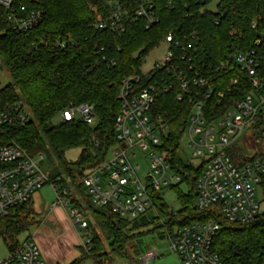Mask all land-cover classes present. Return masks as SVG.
I'll list each match as a JSON object with an SVG mask.
<instances>
[{"label":"trees","instance_id":"trees-1","mask_svg":"<svg viewBox=\"0 0 264 264\" xmlns=\"http://www.w3.org/2000/svg\"><path fill=\"white\" fill-rule=\"evenodd\" d=\"M126 1L131 5L138 2ZM153 1L160 17L159 23L147 28L144 19L133 18L122 35L92 26L95 18L92 6L96 4L104 8V0H17L30 11L44 12L39 26L22 34L12 30L7 11L0 6V60L12 79L11 83L0 88V109L22 99L32 114L25 125L7 126L0 135V142H16L32 156L51 151L61 161L64 175L53 174L50 178L59 177L67 188L68 178L72 183L78 181L80 184L89 170L107 159L118 142L114 125L121 108L118 91L122 79L133 73L142 75L141 66L146 55L169 32H173L177 40H183L185 34L197 33L200 38L199 55L208 64L225 58L235 40L232 27L241 32V38L236 42L252 41L259 33H264V0H222L220 14L223 16L219 25L214 24L217 14L200 12V0L197 3L196 0ZM252 22H256L255 28H252ZM60 38L68 40L69 44L64 49L54 45V41ZM142 47L145 50L138 59H134L133 54ZM175 54L176 62L185 70V59L181 60L183 51L175 48ZM164 75L161 70L154 75H142L141 86ZM224 76L225 83L227 75ZM172 80L174 87L156 100L154 108L170 117V133L164 139L163 147L168 151L173 174L179 178L170 187L178 192L181 207L178 211L170 210L160 193L152 192L149 212L130 221L113 213L110 206L93 204L80 184L79 193L87 200L95 223L108 243L106 246L95 226L90 224L92 243L83 261L107 263L108 248L122 258L131 259L130 251L139 243L144 244V235L156 232L162 237L165 232L174 233L193 221L214 217L212 212L202 213L195 207L202 166H195L182 149L193 103L188 99L177 100L181 89L177 81ZM71 103L93 105L96 123L90 125L81 120L63 122L62 113ZM207 103L215 106L212 100ZM56 118H61L59 124L53 123ZM261 124L264 121L258 122ZM74 148L80 149L79 156L75 161H68L66 153ZM230 155L236 163L243 164L259 153L247 156L241 147L234 145L230 148ZM180 184L186 185V192L180 190ZM68 198L82 213L81 204L72 197L70 189ZM30 205L31 201L16 206L6 216L0 215V237L9 251L18 246L19 236L28 230L21 222H24L25 216L22 215ZM216 220L220 229L214 237L212 249L224 264L264 263V212L242 224H230L220 216Z\"/></svg>","mask_w":264,"mask_h":264},{"label":"built area","instance_id":"built-area-1","mask_svg":"<svg viewBox=\"0 0 264 264\" xmlns=\"http://www.w3.org/2000/svg\"><path fill=\"white\" fill-rule=\"evenodd\" d=\"M104 1V10L94 5V11L98 10L92 26L97 30L122 35L133 18L144 19L147 28L160 21L153 0H138L136 5L126 0ZM213 1L200 0V12L213 13L206 10L207 3ZM216 5L214 24L219 25L223 16L220 14L222 0H216ZM0 6L7 11L8 23L16 33H28L43 21L44 12L30 11L17 0H0ZM251 26L255 28L256 22ZM232 30L235 40L225 58L214 64H208L199 55L197 33L185 34L183 40H177L169 32L159 43L167 44L165 55L150 71H141L144 77L154 75L157 70L165 75L143 86L140 73L122 79L118 91L121 108L114 125L118 142L112 155L89 170L80 182L93 204L110 206L113 213L130 221L149 212L152 192L160 193L164 187L178 182L179 178L171 170L168 151L163 147L170 133V117L154 108L156 100L172 90L174 78L181 89L177 100L188 99L193 103L183 138L186 135L192 157L200 159L197 166H202L195 207L199 212L214 214L213 218L193 221L174 233L165 232L181 264H224L212 249L220 229L217 216L230 224L247 223L262 213L264 204V152H258V156L243 164L236 163L230 155V148L246 127L264 135V124L258 125L264 121V33L252 41L236 42L241 32L234 27ZM68 44V40L61 38L54 41L58 49ZM175 48L183 51L181 60L185 59V70L176 62ZM223 73H227L225 83ZM210 100L215 106L208 105ZM31 115L22 99L6 104L0 109V135L9 125H25ZM96 119L94 106L87 103H71L62 113L63 122L81 120L93 125ZM139 151L146 152L149 159L143 174ZM43 158L42 153L30 155L16 142H0V215L6 216L16 206L27 204L37 191L50 184L56 194L51 209L60 205L66 210L82 234V244L90 249L92 235L87 215L71 203L69 188L61 184L60 178L51 179L41 169L39 161ZM258 189L261 200L256 197ZM159 254L158 248L151 247L140 257V264H149ZM0 264L45 263L39 246L29 238L9 251Z\"/></svg>","mask_w":264,"mask_h":264},{"label":"rangeland","instance_id":"rangeland-1","mask_svg":"<svg viewBox=\"0 0 264 264\" xmlns=\"http://www.w3.org/2000/svg\"><path fill=\"white\" fill-rule=\"evenodd\" d=\"M93 4L92 8H96ZM98 6V5H97ZM98 9H102L98 6ZM97 9V10H98ZM95 11V15L96 12ZM104 10V8L102 9ZM206 10L213 13L217 12L216 0L209 2L206 5ZM167 44L161 43L153 48L145 57V62L141 66V71L147 73L153 67L156 61L160 60L166 53ZM12 82V79L5 67L0 68V88ZM61 118H56L54 124H59ZM262 134V133H261ZM257 129L251 127H246L241 136L238 137L234 145H237L243 149V152L247 156H252L258 152H264V135H261ZM260 141H257L260 139ZM183 150L190 157L191 162L197 166L200 163V159L192 157V149L187 145L186 135L183 138ZM115 148V147H114ZM113 148V149H114ZM112 149V151H113ZM112 151L108 155H112ZM80 149L74 148L66 153V159L68 161H75L79 156ZM40 154V153H39ZM44 158L39 161L41 169L50 177L53 174L64 175L63 165L60 160H58L54 154L50 151L49 153H43ZM138 159L143 164V169L141 174L149 166V159L146 152L139 151ZM107 157V158H108ZM68 187L71 191L72 197L78 200L81 204V211L83 214L87 215V219L91 225L95 226V230L100 233L101 238L104 240L103 234L100 232L96 225V220L92 215V212L88 206L87 200L79 193V184L72 183L70 179H66ZM81 182V181H80ZM84 194L87 195L86 189H84ZM180 190L182 192L187 191V187L184 184H180ZM38 197L35 199V204L40 210H36L31 204L28 206L27 210L23 213L24 222H21L28 230L19 236V241L24 242L25 240L32 238L36 244L39 246L41 252V258L45 264H93L91 261L84 260V256H87L88 251L84 248L82 244L81 236L82 234L77 230L72 221L69 218L66 210L58 205L51 209V204L56 200V194L50 184L45 185L40 189ZM36 195V196H37ZM160 196L169 206L172 211H178L181 207L180 198L178 192L173 190L170 186L164 187L160 191ZM261 192L258 189L256 192L257 200L260 199ZM42 199V202L40 201ZM262 212H264V204L262 203ZM50 216V217H49ZM98 234V233H97ZM144 242L147 245H154L157 248H168L170 242L168 239H162L158 233L151 232L143 236ZM106 246L108 243L104 240ZM145 243V244H146ZM109 259L105 264H136L139 262L138 257L135 258H122L111 252L108 248ZM136 252V251H135ZM9 254V248L4 242V239L0 237V261L5 259ZM132 257V255H130ZM175 251L171 249H166L165 256L160 262L161 264H181ZM164 260V261H163Z\"/></svg>","mask_w":264,"mask_h":264},{"label":"crops","instance_id":"crops-1","mask_svg":"<svg viewBox=\"0 0 264 264\" xmlns=\"http://www.w3.org/2000/svg\"><path fill=\"white\" fill-rule=\"evenodd\" d=\"M39 192H40V190L39 191H37L35 194H34V196H33V198H32V200H31V204L33 205V207L36 209V210H40L39 208H38V206L35 204V199H36V197H38L39 195H37V194H39ZM37 195V196H36ZM39 198V197H38ZM37 200V199H36ZM40 201L42 202V199H40ZM54 210V209H53ZM50 217V216H49ZM165 234V233H164ZM162 239H164V238H166L164 235L161 237ZM146 242H144V244H138L137 246H136V249H132V251H130V255H132V258H135L136 256L138 257V260H140V257L147 251V250H149L151 247H155L154 245H147V243L145 244ZM132 245H135V242L134 243H132ZM157 248V247H156ZM159 250H160V254H159V256L156 258V259H154L153 261H151L149 264H161V261L160 262H156L158 259L159 260H161L164 256H165V252H166V249H171L170 248V245L168 246V248H158ZM135 250H137V252H135ZM172 250V249H171ZM177 255V254H176ZM178 257V256H177ZM164 259V258H163ZM179 259V258H178ZM164 261V260H163ZM180 261V260H179ZM181 263V262H180ZM136 264H140V261L138 262V263H136Z\"/></svg>","mask_w":264,"mask_h":264},{"label":"water","instance_id":"water-1","mask_svg":"<svg viewBox=\"0 0 264 264\" xmlns=\"http://www.w3.org/2000/svg\"><path fill=\"white\" fill-rule=\"evenodd\" d=\"M145 50L144 47L140 48L138 51H136L134 54H133V57L134 59H138L139 56L141 55V53Z\"/></svg>","mask_w":264,"mask_h":264}]
</instances>
